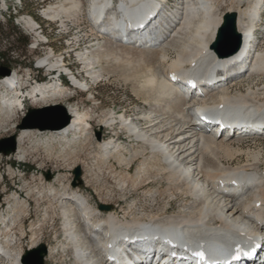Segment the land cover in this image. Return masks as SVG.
Listing matches in <instances>:
<instances>
[{
    "label": "bare ground",
    "instance_id": "bare-ground-1",
    "mask_svg": "<svg viewBox=\"0 0 264 264\" xmlns=\"http://www.w3.org/2000/svg\"><path fill=\"white\" fill-rule=\"evenodd\" d=\"M114 1L118 3L114 4ZM156 2L88 0L84 10L82 0H56L43 8L41 15L49 21H59L65 29L67 22L85 16L96 36L100 34L93 26L106 28L109 35L120 38L135 32L140 34L146 27L131 28L128 23L153 9ZM160 2L167 3L165 0ZM222 3L225 4L223 0H184L180 7L169 10L161 19L167 33L160 35L158 42L152 39L147 45L144 37L130 38L126 44L106 40L104 45H111V48L97 43L92 50H73L78 62L84 65V73L93 81L102 76L103 69L97 67L103 63L122 66L127 71L138 69L134 74L142 78L139 89L146 100L152 102L145 104L150 106L149 110L135 119H128L125 115L116 117L108 111L95 125L96 129L108 131L120 127L132 141L128 139V143L123 144L120 139L102 138L92 142V117L76 105L65 108L69 122L62 129L15 131L16 148L9 156L18 161L26 155L22 145L30 141L41 146L47 160H54L60 166L72 169L79 163L86 164L87 173L91 175L94 169L103 170L108 178L115 179L120 190L129 188L135 193L148 188L146 195L156 194L153 201H165L155 214L139 217L130 204L125 208L98 210L79 188H70L59 180V187L44 182L37 195L39 200L47 201L50 210L58 209L56 216L62 220L64 236L58 247L62 248L61 257L70 249L73 264H125L121 256L150 264H264L262 241L254 242L247 249H238L256 234L250 227H254L259 218L264 225V165L261 167L264 160L259 157L264 149L251 152L248 147L239 146L246 139H264V45L254 42L252 32L255 26L252 18L260 16L264 0H229L226 9L219 13ZM111 8L113 13L103 15ZM9 9L2 0L1 12ZM225 13L236 14L241 45L234 55L218 58L211 44ZM102 15L103 19L114 20L112 24L108 23L109 28L101 21ZM19 23L32 32L36 20L27 14L21 16ZM153 30L151 27L145 33L152 34ZM112 44L117 45L116 48ZM130 46L133 48H128ZM119 47L121 49H117ZM54 56L53 49H50L37 60V67L45 68L44 76L48 77L40 83L34 82L19 90L13 88L16 80L23 82L17 77L18 72L0 77V121L12 122L6 125L5 132L16 129V123L10 119L25 102L43 108L60 106V100L67 95L66 89L85 91L88 88L87 81L82 83L69 71L70 68L67 69L62 55L53 59ZM154 65L158 67L154 68ZM244 68L247 70L242 74ZM51 70L64 72L70 85L55 81ZM191 76L195 85L201 86L203 94L192 95L184 105V96L178 92L173 80L185 82ZM257 80L262 82L257 84ZM243 82L246 91L231 94ZM186 106L194 109L189 110ZM222 110H226L224 115L231 118L225 122L220 119L232 129L228 139L214 140L207 134L208 126L193 122V113L214 115L216 120ZM241 118L247 121H241ZM142 121H145L144 126ZM115 124L118 126L113 129ZM214 128L217 130L215 126L211 130ZM130 141L133 142L131 145ZM87 149L94 150L88 151L87 159L80 158L79 152ZM240 156H245V160L240 161ZM89 182L90 179L86 180L87 184ZM156 185L160 189L153 191L152 187ZM96 191L99 202L108 205L106 197H111L112 190L108 189L105 194L100 189ZM11 199L13 203L8 205L6 213L0 215V260L23 264L19 242L25 233L22 225L15 228L19 216L27 212L28 201L20 200L15 194ZM125 202L126 198L120 200V203ZM177 203L179 205L175 208ZM81 219L95 230L104 232V237L85 229ZM140 223L147 228H136ZM32 234L30 248L34 249L38 239L36 232ZM136 234L138 241L127 236ZM146 235L155 236V239ZM184 239L191 245L203 246L200 249L203 260L191 258L193 252L180 246V240ZM94 240H97L98 248L91 246ZM149 240L152 243L148 247L143 241ZM57 255L56 247L50 245L46 250L45 264L56 260Z\"/></svg>",
    "mask_w": 264,
    "mask_h": 264
},
{
    "label": "rangeland",
    "instance_id": "rangeland-1",
    "mask_svg": "<svg viewBox=\"0 0 264 264\" xmlns=\"http://www.w3.org/2000/svg\"><path fill=\"white\" fill-rule=\"evenodd\" d=\"M4 1L10 9L7 12H1L0 10V32L14 31L17 33V36L9 38L8 41L4 40V38L3 40L0 38V52L6 57L3 64L1 62L2 60L0 61V70L8 69L10 73L13 71L20 74L30 73L31 77L36 78L38 82L45 81L46 79L43 75L44 72L36 69L35 66L39 58L43 57L46 53H49L50 49H53V53L55 54L53 59L59 58L60 55H62L65 58L67 68H70L69 70L76 75L78 80L82 83L87 81L89 84L85 91L79 89H66L67 95L62 97L60 100V106L65 109L70 105H76L81 111L84 110L90 114L92 117V142L98 141L96 139V132H100V140L102 138H110L112 140L120 139L122 143L125 141L128 143V134H125L120 127L115 129L118 126L117 124H115V127L113 128L116 131H108L103 128L96 129L95 125L98 123V120L103 117V114L108 111H111V113H113L116 117L119 115H125L128 119H135L143 116L145 114V110H149L150 106L145 104H152V102L149 100L147 101L139 89L142 78L140 75L135 76L134 74L138 71V69L136 71V69L133 68L127 71V69L122 66L118 67L115 65L113 66V64L103 63V67H97V69H103L102 76L95 81L91 80L87 77L86 73H84V65L78 62L76 57L77 54L73 52V50L76 48L81 49L83 52L92 50L97 46V43H99V45H104L106 40L95 41V35L90 29L88 18L84 16L80 20L78 19V21L67 22V28L65 29L59 21H49L41 15L42 9L51 5V3H56V0ZM82 1L84 2L83 9L86 10L88 0ZM183 1L184 0H168L172 10H175L176 7H180ZM223 2H225V4L222 3L223 5H220L219 13H222L226 9V5L229 4V0H223ZM1 5L2 0L0 1V7ZM27 14L31 15L39 26L41 25V33L35 32L34 34H30V32L21 23H19L21 16L26 17ZM258 25L259 31L255 33V37L260 42V45H264V14ZM16 37H18L19 40H16ZM23 39L27 41L25 46L22 45ZM45 39L48 40L47 43L44 42ZM39 41L44 43H40L38 49L33 50V43ZM113 46V48H116L117 45ZM108 47L111 48L112 46L109 45ZM128 48L132 49L133 47L130 46ZM117 49L121 48L119 47ZM6 63L11 65L10 68L6 66ZM157 67V65H154V68ZM244 70L245 68L243 69L242 74L245 73ZM261 82L262 80L256 81L257 84H260ZM63 84L69 86V83L65 78H63ZM246 89V83L243 82L238 87V90L235 92L232 91L231 94L236 95L238 92L243 93ZM39 108L43 107H37L31 102H25L23 108L19 107L10 120H13L16 123V126L21 123L29 110ZM53 113L57 115L60 114V112L56 110L53 111ZM1 121L0 139L13 135L16 131L15 127L11 131L5 132L8 128L6 125H10L12 122L8 124L5 121ZM141 124L145 125V121H142ZM131 141L129 143L130 145L133 143ZM239 146L242 148L248 147L251 152H257L259 148L264 149V139H256V141L246 139L239 143ZM22 147L26 150V155L21 161H18L14 156L6 157L0 155V215L2 213H6L5 210L8 205L13 203L11 198L14 194L20 196V200L28 201L27 212L25 215L19 216V222H17L18 224L15 228L16 230L20 224L22 225V230L25 233L24 239L19 242V247L22 249V255L20 258L22 263L23 258L26 256L27 258L29 257V259H33V255H26V251L31 252L41 246L47 250L49 246L52 245L53 247H56L58 255L56 260L47 262L46 264H73V254L71 250L69 249L63 254L64 256L61 257L62 248H58L64 237L61 231L62 220L60 217L56 216L58 209L54 208L50 210L47 201L39 200L38 198L39 196L37 195V191L44 186V182L45 184L48 182L54 183L57 187H59L57 183V180H59L63 182L65 186H69L70 188H79V190L83 192L84 196L88 198L90 204L96 206L98 210V207L103 204L99 202L100 199L98 198V192L96 189H100V192L103 194H105L108 189L112 190L111 197L110 195L109 197H106V201L109 204L104 206H110V209H112L113 207L125 208L128 204H130L139 217L146 214H155L157 212V208H159L162 204H165L163 199H160L159 202L153 201L152 198L153 195H156L155 193H147L148 195H146L145 191H147L148 188L143 190L140 189L136 191L137 193H134L129 188L120 190V187L117 186L115 179L110 177L108 178V175H106L107 173L105 174L103 170L97 171V169H94L90 175V173H87V169L85 167L86 164L83 166L82 163H79V166H75L72 169H67L64 166H60L54 160H47L41 146H35L28 141L25 142ZM133 147L136 148L135 145H133ZM89 150L94 149H87L79 152V157L87 159L88 157L86 154H88ZM259 157L264 160V150ZM239 160H245V156H240ZM263 165L264 164L262 163L261 167ZM77 169L80 171V184H78V180H75V172ZM88 179H90V182L87 184L86 180ZM152 188V190L155 191L160 189V186L156 185ZM123 198H126V202L120 203V200ZM178 205L179 203H177L175 208H177ZM151 227L153 228V226H149L148 228ZM136 228L147 227L140 223L139 227ZM35 232L38 244L34 249H31V236L33 235L32 233ZM200 235L206 236L208 234H199L198 236ZM17 237H19V234H17ZM210 239L215 240L214 237H211ZM45 258L46 255L43 259L44 264ZM0 264L9 263L8 260H0Z\"/></svg>",
    "mask_w": 264,
    "mask_h": 264
},
{
    "label": "water",
    "instance_id": "water-1",
    "mask_svg": "<svg viewBox=\"0 0 264 264\" xmlns=\"http://www.w3.org/2000/svg\"><path fill=\"white\" fill-rule=\"evenodd\" d=\"M222 24L218 28L215 38L212 42V48L218 58H225L234 55L239 51L241 39L236 30V14L225 13L222 17ZM8 69H1L0 76L7 75ZM59 111L57 115L53 111ZM69 122V116L65 109L61 106L45 107L41 109L29 110L25 118L19 125H16V130L20 129H37L39 131L62 129ZM96 139L100 140V132H96ZM16 148V133L0 139V155L9 156ZM80 171L75 172V180L79 182ZM75 186V185H74ZM99 210H109L110 206L100 205ZM26 254H32L33 259L24 257L23 264H44L43 259L46 255V250L43 246L34 251H27Z\"/></svg>",
    "mask_w": 264,
    "mask_h": 264
},
{
    "label": "trees",
    "instance_id": "trees-1",
    "mask_svg": "<svg viewBox=\"0 0 264 264\" xmlns=\"http://www.w3.org/2000/svg\"><path fill=\"white\" fill-rule=\"evenodd\" d=\"M16 34H17V33H15L14 31H11V32H4V31L2 32V31H1V32H0V38H1L2 40H3V38H4V40L8 41L9 38H13V37L17 36ZM16 40H19V38L16 37ZM26 43H27V41L23 39V40H22V45L25 46ZM5 58H6L5 55H4L3 53L0 52V61L2 60V61H1L2 64H3ZM6 64H7L6 66H7L8 68H10L11 65H10L9 63H6Z\"/></svg>",
    "mask_w": 264,
    "mask_h": 264
}]
</instances>
